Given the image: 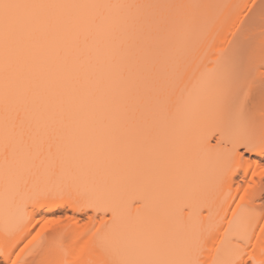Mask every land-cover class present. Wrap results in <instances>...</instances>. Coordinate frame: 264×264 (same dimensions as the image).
Returning a JSON list of instances; mask_svg holds the SVG:
<instances>
[{"label":"snow or ice","instance_id":"obj_1","mask_svg":"<svg viewBox=\"0 0 264 264\" xmlns=\"http://www.w3.org/2000/svg\"><path fill=\"white\" fill-rule=\"evenodd\" d=\"M239 7L0 0V264H264V0L218 47ZM221 154L210 203L190 160Z\"/></svg>","mask_w":264,"mask_h":264},{"label":"bare ground","instance_id":"obj_2","mask_svg":"<svg viewBox=\"0 0 264 264\" xmlns=\"http://www.w3.org/2000/svg\"><path fill=\"white\" fill-rule=\"evenodd\" d=\"M209 2L218 4V5H223V4H228V5H239V8H234L231 9V19L229 20V23L226 25L222 35L219 37V43L218 47L221 46V44L226 47V41L231 39V37L228 35V32L234 31L235 26L241 21V20H246V17L243 15L244 11V6L247 5L249 8L253 7V4L255 3L256 5H259L260 0H209ZM221 10L216 9L213 10L211 13L212 15H216L220 12ZM249 15H258V8L254 9L253 13H249ZM209 61L214 60L215 57L212 55H209L208 57ZM213 68L212 63H208V69L211 70ZM188 135L190 138L195 140L197 136V129L195 127H191L188 129ZM258 158V154L254 155V159ZM190 166L192 169L193 173V178L195 179L197 176H202L203 177V184L201 186V190L199 192V195L208 199V201L211 203L213 200L218 199L220 196V191L218 190V184L217 180L218 177L222 176L228 166H229V160L226 154H221L220 156L217 157H212L209 159H205L203 157L199 156H193L192 159L190 160ZM243 174L240 172H237L236 175L234 176V180L238 183L240 179H243ZM177 194L183 195L186 191L185 186H178L177 187ZM223 191H227L226 186L224 187ZM233 195H239L238 193L235 192L233 189ZM234 203L232 200H229V204ZM227 207V205L225 206ZM71 206H64L60 205L57 208H49L45 209L44 211H52V212H58V211H70ZM89 214V213H88ZM83 215V214H81ZM6 226L9 229H12L15 227V221H9L6 225L5 218L2 212V204H0V241H2L5 237V228ZM227 225L225 224V227Z\"/></svg>","mask_w":264,"mask_h":264},{"label":"rangeland","instance_id":"obj_3","mask_svg":"<svg viewBox=\"0 0 264 264\" xmlns=\"http://www.w3.org/2000/svg\"><path fill=\"white\" fill-rule=\"evenodd\" d=\"M63 212H64V213H68L69 211H63ZM55 213H57V214H61V211H58V212H55ZM89 214H91V213H89ZM80 218L83 220V219H86V216H85V215H81ZM3 240H4V239H3ZM3 240L0 241V243H3Z\"/></svg>","mask_w":264,"mask_h":264}]
</instances>
